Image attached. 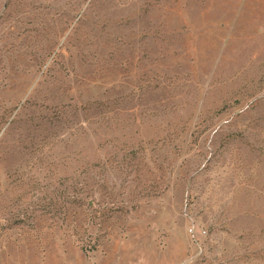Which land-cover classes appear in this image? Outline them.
Wrapping results in <instances>:
<instances>
[{"label": "rangeland", "instance_id": "obj_1", "mask_svg": "<svg viewBox=\"0 0 264 264\" xmlns=\"http://www.w3.org/2000/svg\"><path fill=\"white\" fill-rule=\"evenodd\" d=\"M0 264H264V0H0Z\"/></svg>", "mask_w": 264, "mask_h": 264}]
</instances>
